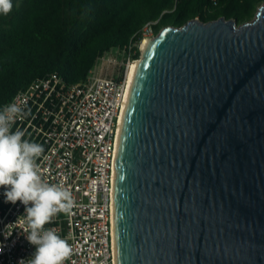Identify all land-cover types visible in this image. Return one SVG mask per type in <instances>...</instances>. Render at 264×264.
I'll use <instances>...</instances> for the list:
<instances>
[{
    "label": "water",
    "instance_id": "water-1",
    "mask_svg": "<svg viewBox=\"0 0 264 264\" xmlns=\"http://www.w3.org/2000/svg\"><path fill=\"white\" fill-rule=\"evenodd\" d=\"M140 51L117 146L115 264H264V4L240 26H166Z\"/></svg>",
    "mask_w": 264,
    "mask_h": 264
},
{
    "label": "built area",
    "instance_id": "built-area-1",
    "mask_svg": "<svg viewBox=\"0 0 264 264\" xmlns=\"http://www.w3.org/2000/svg\"><path fill=\"white\" fill-rule=\"evenodd\" d=\"M141 34L139 50L154 35L152 23ZM135 54L133 44L113 49L96 61L84 81L67 84L52 73L32 81L5 104L16 103L26 113L12 131L20 129L22 139L44 147L36 161L42 181L63 185L75 201L70 214L59 213L45 225L73 249L64 264H115L114 176L130 74L139 60ZM23 215L25 206L19 201L0 210V264H18L35 251L23 231ZM8 225L12 234L5 239Z\"/></svg>",
    "mask_w": 264,
    "mask_h": 264
},
{
    "label": "trees",
    "instance_id": "trees-1",
    "mask_svg": "<svg viewBox=\"0 0 264 264\" xmlns=\"http://www.w3.org/2000/svg\"><path fill=\"white\" fill-rule=\"evenodd\" d=\"M0 15V109L32 81L56 73L67 84L84 81L96 61L113 49L141 51L143 27L157 36L166 26L198 18L251 22L264 0H12ZM0 187V210L6 211Z\"/></svg>",
    "mask_w": 264,
    "mask_h": 264
},
{
    "label": "clouds",
    "instance_id": "clouds-1",
    "mask_svg": "<svg viewBox=\"0 0 264 264\" xmlns=\"http://www.w3.org/2000/svg\"><path fill=\"white\" fill-rule=\"evenodd\" d=\"M12 8V0H0V15L7 16ZM25 115L24 109L16 103L0 109V187L5 188L6 204L15 205L19 201L25 206L23 231L27 241L35 245L32 256L19 260L18 264H64L73 249L55 229H46L45 225L59 213L70 214L75 201L63 185L42 181L36 161L44 153L43 145L22 139L25 133L20 129L12 131L16 120ZM9 226L5 239L12 234Z\"/></svg>",
    "mask_w": 264,
    "mask_h": 264
},
{
    "label": "bare ground",
    "instance_id": "bare-ground-1",
    "mask_svg": "<svg viewBox=\"0 0 264 264\" xmlns=\"http://www.w3.org/2000/svg\"><path fill=\"white\" fill-rule=\"evenodd\" d=\"M146 41L147 39L145 40V42L143 43L142 45V48H144L145 44H146ZM136 67H137V64L135 63L134 66H133V69H132V72L130 74V88H131V85H132V81H133V78H134V74H135V70H136ZM129 88V89H130ZM126 107V106H125ZM124 113H125V110H124ZM122 126V124H121ZM121 126H120V130H121Z\"/></svg>",
    "mask_w": 264,
    "mask_h": 264
},
{
    "label": "rangeland",
    "instance_id": "rangeland-1",
    "mask_svg": "<svg viewBox=\"0 0 264 264\" xmlns=\"http://www.w3.org/2000/svg\"><path fill=\"white\" fill-rule=\"evenodd\" d=\"M153 36L155 37V35H151L150 37H153ZM150 37H148V38H150ZM143 42H144V41H143ZM113 55H115V54L113 53Z\"/></svg>",
    "mask_w": 264,
    "mask_h": 264
}]
</instances>
